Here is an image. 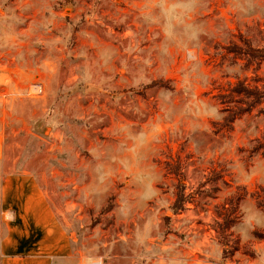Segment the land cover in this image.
Returning a JSON list of instances; mask_svg holds the SVG:
<instances>
[{"label":"rangeland","instance_id":"rangeland-1","mask_svg":"<svg viewBox=\"0 0 264 264\" xmlns=\"http://www.w3.org/2000/svg\"><path fill=\"white\" fill-rule=\"evenodd\" d=\"M144 4L0 0V184L36 176L54 264H264V0H197L194 40Z\"/></svg>","mask_w":264,"mask_h":264},{"label":"crops","instance_id":"crops-1","mask_svg":"<svg viewBox=\"0 0 264 264\" xmlns=\"http://www.w3.org/2000/svg\"><path fill=\"white\" fill-rule=\"evenodd\" d=\"M4 133L0 126V158ZM7 234L0 243L1 264H54L70 241L46 192L30 172L10 173L0 184ZM1 212V213H2Z\"/></svg>","mask_w":264,"mask_h":264},{"label":"clouds","instance_id":"clouds-1","mask_svg":"<svg viewBox=\"0 0 264 264\" xmlns=\"http://www.w3.org/2000/svg\"><path fill=\"white\" fill-rule=\"evenodd\" d=\"M259 0H243V9L247 11L258 5ZM197 0H145L143 18L150 24L159 25L168 40H175L177 28L183 29V34L189 40L197 38L199 27L191 22V16L196 11ZM215 108L209 109L205 114L214 116ZM118 132L127 129H118ZM139 147L145 144V137L140 134L133 138ZM151 185H149L150 187ZM97 258H92L87 264H96Z\"/></svg>","mask_w":264,"mask_h":264},{"label":"built area","instance_id":"built-area-1","mask_svg":"<svg viewBox=\"0 0 264 264\" xmlns=\"http://www.w3.org/2000/svg\"><path fill=\"white\" fill-rule=\"evenodd\" d=\"M43 88L41 85H36L35 88H34V91L36 93H39V92H42ZM88 261H84V262H81V264H87ZM96 264H103V260L102 258H97L96 260Z\"/></svg>","mask_w":264,"mask_h":264}]
</instances>
